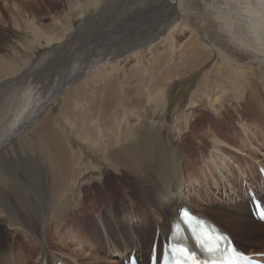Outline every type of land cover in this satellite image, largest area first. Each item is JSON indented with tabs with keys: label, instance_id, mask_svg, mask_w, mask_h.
Returning a JSON list of instances; mask_svg holds the SVG:
<instances>
[{
	"label": "bare ground",
	"instance_id": "1",
	"mask_svg": "<svg viewBox=\"0 0 264 264\" xmlns=\"http://www.w3.org/2000/svg\"><path fill=\"white\" fill-rule=\"evenodd\" d=\"M86 1L70 5V8L83 11L84 6L89 8L93 4H98L97 0ZM160 1L164 3L167 1L166 4L172 7L173 10H169V13L173 18L164 23L165 25L148 38V41L135 43L129 40V43L124 40L119 52L113 53L114 55L108 60L101 59L103 62H100L98 59L96 63L89 64L90 66L86 64L83 69L75 68L74 65L75 67L73 66L68 73L55 81L52 89L41 101L29 109L27 117L24 120L21 119L17 128L4 138L1 137L3 140L0 143V152L19 136L30 134L29 131L37 135L36 139L29 140L27 144L31 142V149L37 148L40 156H43L41 159L43 158L45 170H49L46 175L52 176L50 186L58 199L66 197V193L70 192L74 185L77 186L78 183L81 184L87 180L83 176L84 169H90L88 167L90 166L92 172L98 173L96 169L99 167L98 162L94 164L91 159L83 164L82 149L73 151L66 134L68 124L72 127L77 125L79 138L92 142L96 152H101V156L107 162V169L115 170L121 175L124 181L121 189L125 192L123 199L127 198L131 205L123 202L120 209H116L115 204H112L111 194L104 197L103 191H107V185L87 186L88 190L93 189L94 196L103 197L102 203L95 199V204L94 202L92 205L82 204V210L89 208L97 215L102 236L97 229L87 232L86 229L84 232L80 229L82 226H79L73 230L76 233L74 238L77 240V245L80 246L79 253L84 254V258L82 257L81 261L77 260V264H123L124 259H129L131 253H136L140 258V264H149L153 245L157 242L161 248L163 240L167 239L171 232L172 223L179 217V210L182 207H188L194 213L216 224L222 231L228 233L244 252L264 253L263 238H256L259 236L260 225L264 223L253 218L248 206L249 202L235 203L238 195L236 182L261 192L262 177L261 182L257 184L253 181L256 178V172L252 166L244 168L240 160V163H236L231 155L233 151L245 154L246 157L240 155L244 161L247 155H250L255 162L261 163L260 166H264L263 160L260 161L261 159L257 157L259 154L257 150H260L263 142L255 140L261 130H258V127L254 129V126L248 124L244 125V131L251 140L250 146H252H248L247 149L244 144L242 148L235 145L226 146L223 140L214 136L211 149L199 161L195 154L187 158L184 145L169 139L163 132L164 124L154 121L158 115L168 110L173 98L180 99L183 96L189 97L188 107H196L199 97L202 101L212 97V101L204 104V108L211 113L218 112L231 90L236 93L237 106L229 108H233L239 116L245 112H250L249 118H252V114L255 113L264 114V108L261 109V105L264 107V82L255 75L258 71L264 73V0H202V10L191 9V3L187 0ZM193 1L196 4L199 3L198 0ZM110 4L111 1L98 10L99 18L103 17V13H109L107 9L113 8L112 5L109 9ZM130 5H133V2ZM193 9H196V14L203 17L199 20L200 28L196 24L197 17L192 16ZM163 11L164 15L169 14ZM84 12H81L83 15L80 13L83 19L77 29L79 34L96 18L94 14L85 17ZM69 23L66 22V28L57 30V33L51 32L50 36L53 38L48 37V39L51 38V41L61 39L56 42L57 46L61 47L62 39H68L66 33L71 31V34H74ZM184 29H187L189 34L186 35L187 39L185 38L186 40L179 44L177 34ZM182 35L185 36V33ZM111 38L109 42L114 43L116 39L121 41L116 32H112ZM142 47L147 49L153 61H147V65L139 61L142 60L141 55L144 51L140 50ZM125 53H128V58L131 55L135 56L141 68L125 75L119 83L115 78L118 77L115 65L116 67L112 66L113 69L107 75L109 80L103 78L102 73L108 62L116 59L115 57L120 58L126 55ZM3 68L0 70L1 75L15 71L10 65ZM4 71L6 73H3ZM130 76L135 81H128ZM101 80L105 82V85L98 88ZM154 80L157 83L151 89ZM12 81L14 80H5L0 89ZM132 84L133 86L137 84L141 89L140 92L137 93L136 89H132ZM126 85L129 86V90H125ZM122 88L126 92L124 95ZM97 91L100 94L107 91L106 99H97ZM121 95L124 98L122 100L119 99ZM61 98L65 99L62 111L55 118L48 111L52 112L53 104ZM153 102L157 106L154 104V110L151 111L153 121L148 125L144 121L145 114L152 107ZM119 105L123 107H118ZM224 110L219 117L222 118L228 112V109ZM186 115L185 126H190L191 117ZM77 120L79 122L75 123ZM144 137L147 139L142 140ZM27 138H23V141L28 140ZM254 141L259 144H254ZM140 148L148 153L144 159L139 156ZM169 153H171L170 156ZM233 167L237 168L239 175L234 174ZM191 171L197 174H191ZM127 173L135 175L133 187L123 179L124 176L127 177ZM8 177L5 172L4 174L0 172V189L5 190L6 193L9 192L10 196L5 206L0 204V216L7 212L5 209L10 208L9 211H12L25 227L26 221L22 217L25 212L30 219L43 224L45 219L39 214L40 211L38 209L35 211V205L26 203V198L19 193L16 186L10 183ZM89 178L94 180V174ZM212 182H214L215 191L225 197L229 196L228 200L231 202L226 204L230 205V208H226V205L215 200L217 197L210 200ZM202 191L208 194L202 198L203 202L208 198V203L205 202L207 206L199 202ZM82 192L83 190L79 191V193ZM11 199L18 201L17 204L14 205ZM219 199L223 201L220 197ZM44 214H47L46 209ZM54 225L55 237L61 238V221H56ZM17 227H19L18 224ZM26 228L35 236V240L30 238L27 243L35 241L38 245L42 244L39 250H35L37 257L33 259L30 256L33 252L22 250L15 252V247L8 245V242L7 245L0 246V264H56L58 261L70 264L51 251L45 231L46 243L38 230L32 231L29 227ZM41 241H44V246ZM243 244L250 247L256 246L260 250H244ZM19 246L24 248L22 244ZM101 252L109 253L110 258L101 256ZM27 255L31 257L30 260ZM74 258L78 257L74 256Z\"/></svg>",
	"mask_w": 264,
	"mask_h": 264
},
{
	"label": "rangeland",
	"instance_id": "2",
	"mask_svg": "<svg viewBox=\"0 0 264 264\" xmlns=\"http://www.w3.org/2000/svg\"><path fill=\"white\" fill-rule=\"evenodd\" d=\"M97 1V5L93 4L89 8L83 7L85 17L94 14L96 18H94V20L91 19L93 21L83 28L79 34L77 29L83 19L81 18L83 17V11L76 8L75 10L74 8L71 9L70 5L79 4L81 2L85 3L87 2L86 0H0V70H2V67L5 69L8 65L13 66L15 70L8 73L4 71L3 73H6L4 75L0 73V87H2L5 80H14L12 83L0 89V143L5 135H8L14 128H17V126H19L18 123L27 117L26 115L29 113V109H32L33 106L41 101L46 93L52 89L55 81L68 73L74 65L76 66H74L75 68L83 69L86 64L90 66L96 63L98 59L100 62L106 61L109 57L111 58V56L114 55L113 53L117 54L119 52L121 44H124V40L129 43V40L135 43H144L148 41V38L155 35L159 29L163 27L162 25H165L164 23L169 22L173 18L169 13L172 7L166 4L167 1L166 3L160 0V3L158 0ZM109 1H111L109 9L112 5L113 8L111 10L107 9L109 13H103L104 15L101 14L103 17L99 18V14L97 15L98 10L104 7ZM132 2L133 5H130ZM187 2L191 3V9L199 8L202 10V0H198V4H196L195 1L192 2V0L191 2L187 0ZM163 10H165V13L169 14L164 15ZM192 12V16L197 17L196 24L200 28L199 20L203 17H201L200 14H196V9H193ZM103 20L105 22H103ZM66 22H70L69 24H71L74 34H71V31L66 33L68 39H62V46L59 47L56 42L61 41V39L57 38L51 41L50 39L53 37L50 36V34L53 31L57 33L59 29L66 28ZM112 32H116V35L121 38V41L116 39L114 43L112 41L109 42V40L112 39ZM182 33H185V36H183ZM187 34H189L187 29L178 32L179 44L187 39ZM69 36L73 38H69ZM48 37L51 38L48 39ZM69 46L72 47L70 48ZM140 50L144 51H142L143 55H141L142 60L139 61L144 63V65H147V61L153 62L145 47L144 49L143 47L142 49L140 48ZM116 51L118 52L116 53ZM127 55L128 53L124 56H120V58L115 57L116 59L109 61L106 69L102 73L103 78L109 80V76L107 75L113 69L112 66L115 65L117 66L116 73L118 75V77L115 78L119 83L122 82L125 75L127 76L129 75L128 73L131 74L135 69L141 68V66L138 65L139 63L137 64L135 56L131 55V57L128 58ZM176 60L179 61V58L176 57ZM255 75L264 82L263 72L258 71ZM16 76L18 78H16ZM128 81H135V79H132L130 76ZM152 82L151 89L155 87L157 81L154 80ZM104 85L105 82L101 80L98 88ZM119 87H121V85H119ZM124 88L125 90H129V86L127 85ZM132 89H136L137 93L141 90L137 84H134V86L132 84ZM125 90L122 88L123 95L126 93ZM96 94L97 99H106L107 91H103L101 94L97 91ZM227 95L224 103L221 104V108L219 107V111H213L212 113L204 108V104L211 102L212 97L209 99L206 98L205 101H202L200 97L197 98L198 102L196 107H188L189 97L183 96L180 99L173 98V102L170 103L168 110L158 115L154 121L164 124L163 132L169 139L171 138L175 143L184 145L187 158L189 155L195 154L199 161L203 158L202 156L206 155L211 149L214 136H218L223 140L226 146L230 147L235 145L238 148H242V144H244L247 149L251 144V140H249L244 131V125L248 124L249 126H254V129L258 127V130L261 131L256 136L257 139L255 138V140L257 142L262 141L263 143L260 150H257V152H259L257 157L261 159H259L260 161L263 160L262 162L264 163V135H262L264 133V117H261L264 114L257 115L255 113L256 115L252 114L253 117L249 118L250 112H245L242 116H239L233 108H229L231 106H237L235 91L231 90ZM144 96L146 95L144 94ZM119 99L122 100L124 98L121 95ZM64 100V98L59 99L53 104L52 112L48 111L50 114L52 113L55 118L60 115ZM154 104L156 105V103L153 102L152 107L145 114L146 117L144 121L148 125L153 121L151 118V111L154 110ZM118 107H123V105H119ZM177 107L178 109H176ZM263 108V105H261V109ZM224 109H228V112L221 118L219 114L224 112ZM186 114L191 117L192 122L190 126H185ZM77 122L79 121L77 120L75 123ZM66 130L73 151L82 149L84 155L83 164L91 159L94 164L98 162L99 166L98 169H96L98 173L92 172V167L90 166H88L90 169H84L83 176L87 180L81 184L78 183L77 186L74 185L70 192L66 191V197L58 199L57 195L53 192L50 186L52 184V176L46 175V172L49 173V170H45L43 158L41 159L43 156H40L41 154L37 151V148L31 149V142L27 144L29 140L37 138V135L32 134L30 131V134L26 133L19 136L17 139L13 140L14 142L10 143L6 149L0 152V172L3 174L5 172L7 177L9 176L10 183L18 188L19 193L26 198V203L35 205V211L38 209L40 211L39 214L45 219L44 223L40 224V222L30 219L28 213L25 212V215L23 216L22 214V217L26 221V227H29L32 231L35 229L38 230L41 238H43L46 243L44 237L45 231L50 248H52L51 251L58 257L67 260L70 264H77V260L81 261V258H84V254L82 252L79 253L80 246L77 245V240L74 238V234L76 233H74L75 231L73 230L79 226H82L80 229L83 231L87 229L86 232L91 229H97L99 233L101 232L100 234L102 236V228L97 221V215L89 208L82 210V204L86 203L87 205H92L95 199L102 203L103 197L99 195L94 196L93 189L88 190L87 186L96 187L98 184L101 186L107 185V191L105 192L102 190L104 197L111 194L112 204H115L114 206L116 209H120L123 202L127 203L128 200L127 198L123 199L125 192L121 189V185L124 184L121 175L115 170L107 169V162L101 156V152H96L92 142L84 141L79 138V129L77 125L72 127L68 124ZM127 131H129V129ZM23 138H27L28 140L23 141ZM146 139V137L142 138V140ZM256 141H254V144H259ZM138 153L143 159L144 156L148 154L141 148ZM250 153L254 154L253 152ZM170 155L171 153H169V156ZM231 155H233L236 163L241 162L240 164H242L244 168L252 166L256 172V178L255 180L253 179V181L257 182V184L261 182V175L259 172V164L261 163L255 162L250 155H247V159L244 161L240 155L244 157H246V155L236 151H233ZM41 169H44V172ZM232 170L235 175H239L237 168L233 167ZM192 173L194 174L195 172L191 171V174ZM92 174H94V180L89 178ZM134 176L135 175L127 173V177L125 178L124 176L123 179L127 180L129 186L133 187ZM213 183L214 182L210 184L211 186L209 185L212 187V192L209 194V197H211L210 200H213V197H217L215 200H219L223 205H226V208H230V205L226 204L231 202L228 200L229 196L225 197L223 194L215 191ZM235 185L238 189V197L236 196L235 203L238 204L243 201L244 203L249 202L248 206L251 212L249 196L245 192L247 190L246 188L249 186L244 184L241 185V182H236ZM80 190H83V192L79 193ZM3 191L5 190L0 189V204L5 206L10 196L8 195L9 192L6 193L5 191L3 193ZM204 193L205 191L201 192L199 202L207 206L205 202L208 203V198H206L205 202H203L202 198L206 197L208 194L205 193V195ZM218 196L223 201H220ZM11 202L16 205L18 201L15 202L11 199ZM44 209H46V215L44 214ZM5 210L7 212L0 216V246L4 244L7 245L9 242L8 245H13L15 247V252H19L20 250L33 252L30 256L35 259L37 257L35 250H39V246L42 244L38 245L35 241L33 243H27L30 238H35L34 234L19 222L14 216V213L9 211L11 210L10 208L9 210ZM58 220L62 223L61 238L55 237L56 229L54 224ZM17 224L19 227H17ZM260 226L259 236L256 238L259 239L262 237L264 240V225ZM44 241H41L43 246ZM19 244H22L24 248H21ZM242 246L243 249L247 251L253 249L260 250V248L256 246L250 247L245 244ZM100 254L103 257L110 258L108 257L109 253L106 254L101 252ZM74 256L78 258L75 259ZM30 258L28 257L29 260ZM126 261L127 258L124 259L123 264H127Z\"/></svg>",
	"mask_w": 264,
	"mask_h": 264
},
{
	"label": "snow or ice",
	"instance_id": "3",
	"mask_svg": "<svg viewBox=\"0 0 264 264\" xmlns=\"http://www.w3.org/2000/svg\"><path fill=\"white\" fill-rule=\"evenodd\" d=\"M229 264H231V261L229 262Z\"/></svg>",
	"mask_w": 264,
	"mask_h": 264
}]
</instances>
